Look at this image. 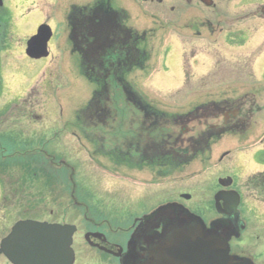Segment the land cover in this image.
Returning a JSON list of instances; mask_svg holds the SVG:
<instances>
[{
    "label": "flooded vegetation",
    "instance_id": "obj_1",
    "mask_svg": "<svg viewBox=\"0 0 264 264\" xmlns=\"http://www.w3.org/2000/svg\"><path fill=\"white\" fill-rule=\"evenodd\" d=\"M175 1L169 7L175 12L169 40L181 46L180 60L187 49L192 86L187 112L168 125L139 119L138 128L150 132L126 136V176L145 177L141 183L149 194L124 201L83 199L77 185L59 181L55 186L64 190L59 189L58 199L67 191L68 204L63 200L59 214L45 208L47 218H29L74 228L72 264H264V0H255L244 15L227 11L233 0H185L186 7H175ZM70 8L76 14L69 18L70 38L91 50L88 61L98 79L117 74L115 63L142 67L145 31L106 23L102 30L107 39L102 40L98 21L111 13L96 1ZM99 44H110V56L103 60L91 53ZM232 47L255 53L250 59L227 57ZM180 72L184 76L181 66ZM160 128L170 133H152ZM4 132L17 137L15 130L2 128L0 137ZM2 138L0 181L5 164L14 167L15 186L22 180L33 186L34 177L42 174L48 180L45 197L55 175L66 179L63 166L41 169L25 157L17 159V153L6 156ZM199 175L208 181L202 193L179 190V180ZM155 191L161 200L150 198Z\"/></svg>",
    "mask_w": 264,
    "mask_h": 264
},
{
    "label": "rangeland",
    "instance_id": "obj_2",
    "mask_svg": "<svg viewBox=\"0 0 264 264\" xmlns=\"http://www.w3.org/2000/svg\"><path fill=\"white\" fill-rule=\"evenodd\" d=\"M94 1L0 0V129H13L17 135L12 138L4 132L0 140L2 138L3 144L13 149L12 152L7 151L6 156L17 153V159L23 162L25 157L33 166H42L41 169H58L56 165L59 164L69 168L71 181L81 189L83 199L124 201L144 197L150 192L145 189L148 186L141 183L145 177L126 176V136L141 134L138 124L144 113L128 100L120 88L121 82L112 75L111 79H106L110 84V97L106 94L100 96L104 104L96 102L99 108H96L93 116L88 114L93 106L94 94L101 86L99 79L91 72V64L84 59L86 55L87 60L90 59L88 51L91 50L84 51L69 37L67 15L71 5L83 7ZM162 1L158 4L156 0L151 3L111 0V7L116 12L124 10L121 25L134 28L138 33L146 32L145 48L148 54L145 63L127 73L125 63L119 69L121 80L132 85L152 110L163 112L165 118L170 119L171 115L187 112L190 100L188 91L192 86L187 80V49H184L180 60V53L183 54L181 46L175 47L177 44L171 42L175 12H171L169 7L173 3L171 0ZM175 2V7H186L185 0ZM220 2L222 0L218 4ZM254 3L255 0H233L226 6L228 12L244 15ZM42 23H46L52 31L48 42L49 56L30 59L25 54L26 41ZM161 38L166 39V46ZM101 50L98 48L97 53L102 59L110 56L109 46H105L103 52ZM252 53L255 52L251 49L232 47L227 48L226 55L250 59V55L254 56ZM180 66L184 76H181ZM101 109L108 111L106 117ZM153 117L146 115L147 119ZM106 118L112 121L110 127L92 124L103 121L107 124ZM119 145L121 148H117ZM11 167L14 168L10 165L6 171L2 167L6 174L2 175L0 181L4 183L0 185V238L9 232L18 219H45V208L59 214L63 200L66 204L69 202V192H65L64 199H58L59 189H64L55 186L59 181H68L64 179V174L54 176L57 180L52 181L44 197L46 177L42 174L35 176L34 187L26 186L23 180L15 186L16 177L12 176L14 170ZM203 176H195V179L183 177L179 180L182 181L179 190L202 193L204 185L208 183ZM172 178L166 177L167 180ZM150 198L157 200L161 196L155 191ZM65 208L69 211L68 206ZM0 264H5L1 256Z\"/></svg>",
    "mask_w": 264,
    "mask_h": 264
},
{
    "label": "water",
    "instance_id": "obj_3",
    "mask_svg": "<svg viewBox=\"0 0 264 264\" xmlns=\"http://www.w3.org/2000/svg\"><path fill=\"white\" fill-rule=\"evenodd\" d=\"M149 1V0H141ZM100 14V13H98ZM97 14V15H98ZM110 16V17H109ZM118 19V14L107 13L102 16L98 24V37L102 40L107 39V35L104 34L102 30L103 26H106L108 21H116ZM52 35L51 29L46 24H41L38 26L36 33L32 35L26 41L25 54L31 59H40L48 56L47 43ZM102 44V43H101ZM101 44L93 48V52H97L98 48H102L101 52L104 51L105 45L101 47ZM89 53V51H88ZM99 55V54H98ZM101 56V55H99ZM126 62L117 63L115 67L124 66ZM128 66L126 68V73L129 72ZM114 75L115 79H118L121 82L122 91L128 96V100H131L133 105L137 106L144 114L140 120H158L161 125H168L172 123L174 118L179 117L180 115H171L170 119L165 118V113L157 112L155 109L152 110V107H149L148 103L140 97L139 93L130 85L127 81L121 80V74ZM112 78V79H114ZM106 79H111L110 76L106 78H99V84L101 88L97 89V92L94 94L93 106L91 111L88 112L89 116H93L96 111V108H99L97 104H104L105 101H101L100 96L110 97V84ZM102 84V85H101ZM100 100V101H99ZM102 106V105H101ZM104 117L107 116V110L101 109ZM155 116L151 119H147L146 115ZM159 114V115H158ZM160 117V118H158ZM92 118V117H91ZM107 124L105 123L103 127H110V119L106 118ZM162 121V122H161ZM92 122H95L92 120ZM87 123V122H86ZM97 124V123H92ZM100 125V124H97ZM149 129V127H146ZM161 129V128H160ZM157 129V130H160ZM162 130V132H161ZM159 132L152 131L153 134H168L165 128H162ZM150 131L141 130V134H147ZM117 148H121L119 145ZM219 198V195L217 196ZM74 228L67 224H56V223H47L45 221H37L31 219L18 220L11 227L10 232L0 240V254L3 255L11 264H72L73 262V251L71 248L72 234Z\"/></svg>",
    "mask_w": 264,
    "mask_h": 264
},
{
    "label": "trees",
    "instance_id": "obj_4",
    "mask_svg": "<svg viewBox=\"0 0 264 264\" xmlns=\"http://www.w3.org/2000/svg\"><path fill=\"white\" fill-rule=\"evenodd\" d=\"M99 3V6H106V7H108V2L106 3V2H104V1H99L98 2ZM1 145V144H0ZM7 150H9L10 152H12V148L11 147H8V149ZM11 164H5L3 167L4 168H6L7 166L9 167ZM37 172V171H36ZM37 177H38V175H37Z\"/></svg>",
    "mask_w": 264,
    "mask_h": 264
}]
</instances>
